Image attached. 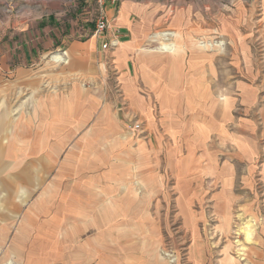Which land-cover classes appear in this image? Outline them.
Segmentation results:
<instances>
[{
  "label": "rangeland",
  "instance_id": "obj_1",
  "mask_svg": "<svg viewBox=\"0 0 264 264\" xmlns=\"http://www.w3.org/2000/svg\"><path fill=\"white\" fill-rule=\"evenodd\" d=\"M137 1L142 17L152 14L147 34L130 36L137 48L161 52L165 42L188 60L195 51L203 55V85L212 89L215 105L205 99L201 110H214V126L206 135H149L148 121L132 113L127 122L142 129L114 130L117 145L86 164L84 178L60 180L58 210L35 208L41 190L19 209L13 198L25 201L20 186L33 189L36 174H9L4 139L43 95L75 79L97 92L108 87L111 110L134 107L112 69L91 83L83 73L66 76L52 62L27 77L15 69L14 51L28 31L34 36L43 17L55 15L64 27L72 21L74 28L94 32L96 0H0V60L10 64L0 69V264H264V0ZM81 54L85 64L89 49ZM141 95L159 120L163 100L146 89ZM123 139L131 146L121 147ZM148 141L145 157L134 161L132 145ZM69 191L76 198L84 193L79 199H85V211L70 210ZM6 202L19 211L11 213Z\"/></svg>",
  "mask_w": 264,
  "mask_h": 264
},
{
  "label": "crops",
  "instance_id": "obj_2",
  "mask_svg": "<svg viewBox=\"0 0 264 264\" xmlns=\"http://www.w3.org/2000/svg\"><path fill=\"white\" fill-rule=\"evenodd\" d=\"M103 11L111 21L106 39H116L118 43L115 47L103 49L105 38L94 37L90 27L76 29L72 21L64 27L55 15H49L38 21L34 36L28 31V40L20 42L21 50L18 53L14 51L13 62L18 63L15 69L27 77L34 67H44L45 63L52 62L66 76L73 73L89 76L90 83L93 77L99 75L108 78L109 70L112 69L122 93L133 100L134 110H123L122 113L111 110L113 105L107 101L110 96L108 87L105 93L97 92L86 82L75 79L43 95L35 110L22 116L18 129L12 126L8 131L10 138L4 139L3 158L9 163V174H17L25 169L33 170L36 174L33 189L27 185L24 188V184L20 186L25 201L22 203L18 197L13 198L14 203L19 204V209L22 204L29 202L36 191L41 190L38 191L35 208L39 210L42 205H47L46 210H58L59 201L55 195L60 180L84 178L85 165L101 161L100 158L109 153V148L117 145L119 140L115 139L114 130L126 131L132 128L127 122L132 113H138L141 121H148L146 128L149 135L162 130L171 138L197 130H202L206 135L207 130L215 124L214 110H201L205 107V99H212V108L215 105L212 89L203 85V55L195 51L188 60L181 48L177 53L144 52L137 48L135 39L130 36L147 34L152 18V14L142 17L143 8L137 0L108 1ZM77 33L87 37L77 40ZM85 48L89 49V58L85 61L87 64L81 61V52ZM134 50H137L136 54L130 57L129 53ZM56 55L63 58L57 59ZM7 60H0V69L10 67ZM133 74L137 77H133ZM25 82L29 84L30 79H25ZM100 82L103 83V80ZM143 89L153 91L156 97L163 100L159 120H155L156 111L149 110L143 99ZM117 117L119 123L113 121ZM120 143L123 148L131 146L124 139ZM151 143L137 142L132 145V151L137 157L134 161L139 162L141 156L145 157V146L149 147ZM75 171H78V175L70 174ZM49 177L52 181L47 184L45 180ZM71 192L65 202L73 208L70 210L85 211V199H79L84 193L78 192L76 198ZM76 204L80 206L76 208ZM7 205L11 213L19 211H12V205ZM26 240L19 237L18 241Z\"/></svg>",
  "mask_w": 264,
  "mask_h": 264
},
{
  "label": "built area",
  "instance_id": "obj_3",
  "mask_svg": "<svg viewBox=\"0 0 264 264\" xmlns=\"http://www.w3.org/2000/svg\"><path fill=\"white\" fill-rule=\"evenodd\" d=\"M99 7H100V15L97 19L96 25H95V30L93 32V36L96 38H105V42L102 45L103 49H109L111 47H115L118 43L116 39L114 40H108L106 39V32L110 28V20L108 17L105 15L103 11V7L108 1H113V0H96ZM132 129L134 130H141V124L140 123H135L132 126Z\"/></svg>",
  "mask_w": 264,
  "mask_h": 264
},
{
  "label": "bare ground",
  "instance_id": "obj_4",
  "mask_svg": "<svg viewBox=\"0 0 264 264\" xmlns=\"http://www.w3.org/2000/svg\"><path fill=\"white\" fill-rule=\"evenodd\" d=\"M164 35H167V34L165 33ZM166 39H167V37H166ZM175 50H176L175 44H173V43H165V42L164 43H161V45L157 48V51L168 52V53H174ZM56 58L61 60L62 57L61 56H57ZM80 248H81V250H83V247L81 245H79L78 249H80ZM3 258H5V257L3 256Z\"/></svg>",
  "mask_w": 264,
  "mask_h": 264
}]
</instances>
